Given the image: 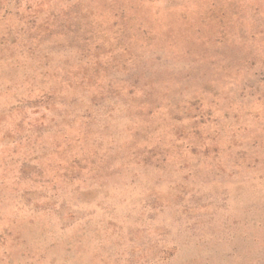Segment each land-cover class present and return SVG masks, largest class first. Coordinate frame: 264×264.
Wrapping results in <instances>:
<instances>
[{
    "label": "rangeland",
    "instance_id": "rangeland-1",
    "mask_svg": "<svg viewBox=\"0 0 264 264\" xmlns=\"http://www.w3.org/2000/svg\"><path fill=\"white\" fill-rule=\"evenodd\" d=\"M0 264H264V0H0Z\"/></svg>",
    "mask_w": 264,
    "mask_h": 264
}]
</instances>
